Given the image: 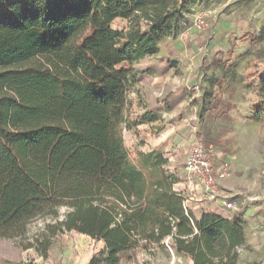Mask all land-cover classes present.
Returning a JSON list of instances; mask_svg holds the SVG:
<instances>
[{"label":"trees","instance_id":"1","mask_svg":"<svg viewBox=\"0 0 264 264\" xmlns=\"http://www.w3.org/2000/svg\"><path fill=\"white\" fill-rule=\"evenodd\" d=\"M192 1L0 0V238L52 217L25 246L44 259L53 236L73 231L104 243L87 264H119L140 241L165 239L192 264H236L243 220L196 218L166 158L132 159L123 141L133 66L176 32ZM257 95L260 122L264 76Z\"/></svg>","mask_w":264,"mask_h":264},{"label":"rangeland","instance_id":"2","mask_svg":"<svg viewBox=\"0 0 264 264\" xmlns=\"http://www.w3.org/2000/svg\"><path fill=\"white\" fill-rule=\"evenodd\" d=\"M182 15L158 51L133 66L138 76L129 93L124 145L132 159L138 152L162 154L185 191V161L195 143L210 152L214 167L223 160L228 175L213 188H200L204 201L190 205L196 214L213 208L243 220L246 243L236 249V264H264V119H252L263 108L257 89L264 76V0H193ZM111 26L121 30L125 21ZM66 211L60 208L58 218ZM53 220L37 218L25 236L0 238V264H87L103 247L71 231L52 237L46 259L26 249ZM119 256V264H192L168 239L140 241Z\"/></svg>","mask_w":264,"mask_h":264},{"label":"built area","instance_id":"3","mask_svg":"<svg viewBox=\"0 0 264 264\" xmlns=\"http://www.w3.org/2000/svg\"><path fill=\"white\" fill-rule=\"evenodd\" d=\"M209 154L210 152H206L203 145L199 143H195L190 148L185 161L184 180L187 181L186 191L178 187L181 178L175 174L179 178V182L173 186V189L182 194L184 209L190 210L196 218L201 217L203 213L207 212L222 215L219 210L213 208L199 210L197 215L195 208L190 205V201H204L202 195L199 194L200 188L202 189V187H205L207 190L213 188L218 181L224 179L229 173V167L224 162L214 167V160H212ZM170 171L173 172L172 170ZM197 194H199V196H197ZM232 205V202L225 203L227 208H231Z\"/></svg>","mask_w":264,"mask_h":264},{"label":"crops","instance_id":"4","mask_svg":"<svg viewBox=\"0 0 264 264\" xmlns=\"http://www.w3.org/2000/svg\"><path fill=\"white\" fill-rule=\"evenodd\" d=\"M223 162H224L223 160H222V161H218L217 164H220V163H223ZM224 163H225V162H224Z\"/></svg>","mask_w":264,"mask_h":264}]
</instances>
